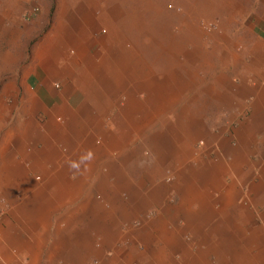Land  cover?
<instances>
[{
    "label": "rangeland",
    "instance_id": "1",
    "mask_svg": "<svg viewBox=\"0 0 264 264\" xmlns=\"http://www.w3.org/2000/svg\"><path fill=\"white\" fill-rule=\"evenodd\" d=\"M47 2L44 20L61 25L54 66L77 71L46 89L17 80L18 95L0 98L6 126L30 129L27 157L7 162L24 172L7 178L11 217L53 264H132L147 249L159 264H260L264 128L226 110V66L210 56L226 35L197 0Z\"/></svg>",
    "mask_w": 264,
    "mask_h": 264
},
{
    "label": "crops",
    "instance_id": "2",
    "mask_svg": "<svg viewBox=\"0 0 264 264\" xmlns=\"http://www.w3.org/2000/svg\"><path fill=\"white\" fill-rule=\"evenodd\" d=\"M197 1L198 12L195 14L215 23L222 35H226L213 42L210 55L211 62L226 66V110L233 113V118L243 117L246 121L254 122L255 126L264 128V0ZM30 3L28 0H0V98L18 95L21 88L17 86V80H42L46 89L54 78H71L77 71L70 64L63 69L54 66L53 56L61 57L62 51H56L52 46L53 41H50L54 39L56 31L60 32L61 25H49L48 20H44V14L50 15L52 6L48 7L47 0ZM31 6L40 8V15L30 13L22 19V13L26 9L31 10ZM39 20H44L41 33L37 26ZM38 36L44 47L41 46L39 50L35 46L33 50V46L38 45ZM70 60L66 58L62 62L70 63ZM248 81H253V84ZM3 114L5 109L0 106V264H53L52 249L44 251L46 240L40 239L38 234L26 233L28 227H23L16 215L15 219L11 217V206L5 202L7 178L24 173L22 168L11 167L7 162L20 163L27 157L23 140L30 134V129L23 130L20 121L12 127L6 126V115ZM180 125L182 131L189 129L188 125ZM33 128L31 126V135H37L38 127ZM188 133L185 132L186 135ZM239 142L240 137L238 147H235L237 149L240 148ZM143 144L149 153L157 149L154 142L148 139ZM231 151L234 155L235 152ZM111 175L107 173L102 177V183H107L105 188L108 190L113 189L108 182ZM181 182L187 188L192 186L186 180ZM115 209L119 207L116 205ZM259 228V239L264 242V225L261 223ZM152 251L147 249L141 255L134 253L127 262L153 264L156 260L159 264L161 254ZM116 255H112L111 261L106 260L105 264H125L123 258ZM260 256L263 258L264 249L260 250ZM260 264H264V259H260Z\"/></svg>",
    "mask_w": 264,
    "mask_h": 264
},
{
    "label": "built area",
    "instance_id": "3",
    "mask_svg": "<svg viewBox=\"0 0 264 264\" xmlns=\"http://www.w3.org/2000/svg\"><path fill=\"white\" fill-rule=\"evenodd\" d=\"M31 12H37V7L36 6H32L31 7Z\"/></svg>",
    "mask_w": 264,
    "mask_h": 264
}]
</instances>
